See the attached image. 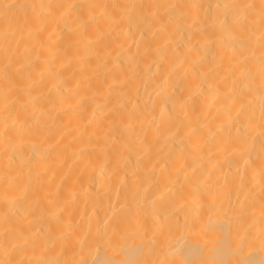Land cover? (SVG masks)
Returning <instances> with one entry per match:
<instances>
[{
	"label": "bare ground",
	"instance_id": "obj_1",
	"mask_svg": "<svg viewBox=\"0 0 264 264\" xmlns=\"http://www.w3.org/2000/svg\"><path fill=\"white\" fill-rule=\"evenodd\" d=\"M0 264H264V0H3Z\"/></svg>",
	"mask_w": 264,
	"mask_h": 264
},
{
	"label": "clouds",
	"instance_id": "obj_2",
	"mask_svg": "<svg viewBox=\"0 0 264 264\" xmlns=\"http://www.w3.org/2000/svg\"><path fill=\"white\" fill-rule=\"evenodd\" d=\"M3 0H0V4H2Z\"/></svg>",
	"mask_w": 264,
	"mask_h": 264
}]
</instances>
